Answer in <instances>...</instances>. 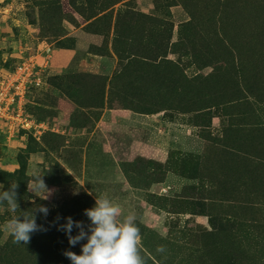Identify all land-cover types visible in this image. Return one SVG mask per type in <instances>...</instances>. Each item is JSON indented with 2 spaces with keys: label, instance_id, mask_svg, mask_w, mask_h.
Here are the masks:
<instances>
[{
  "label": "rangeland",
  "instance_id": "374dc122",
  "mask_svg": "<svg viewBox=\"0 0 264 264\" xmlns=\"http://www.w3.org/2000/svg\"><path fill=\"white\" fill-rule=\"evenodd\" d=\"M24 65L9 114L39 126L0 123V264H71L59 225L105 193L146 264H264V0H0V82ZM38 205L48 230L14 243Z\"/></svg>",
  "mask_w": 264,
  "mask_h": 264
},
{
  "label": "clouds",
  "instance_id": "9594fccd",
  "mask_svg": "<svg viewBox=\"0 0 264 264\" xmlns=\"http://www.w3.org/2000/svg\"><path fill=\"white\" fill-rule=\"evenodd\" d=\"M43 176H35L28 182L27 187L36 197L47 200L52 190L48 188ZM18 187V183L10 182L7 190L0 191V204L6 203L12 213L20 209ZM36 213H41L46 218L49 209L38 205L30 214L25 212L20 216L14 215L8 221L7 228L14 243L27 244L33 233L48 230L37 223ZM84 215L90 221L87 230L84 221H75L71 216L58 228L65 232L72 247L86 240L81 245L80 254L71 250L64 252L71 264H146L142 255L140 228L136 224L137 217L134 213L125 215L121 206L113 203L105 193L96 197L94 207L85 209ZM74 228L79 230L76 235L72 234ZM164 250L163 246L157 247V252Z\"/></svg>",
  "mask_w": 264,
  "mask_h": 264
},
{
  "label": "built area",
  "instance_id": "2783aa9c",
  "mask_svg": "<svg viewBox=\"0 0 264 264\" xmlns=\"http://www.w3.org/2000/svg\"><path fill=\"white\" fill-rule=\"evenodd\" d=\"M25 70H27L25 72ZM32 68L29 65H24L18 69V71L13 74L6 82H0V123L4 122L6 125L9 124L10 129L15 125L16 127H21L25 130L36 129L39 125L26 116H24L22 111V106H18V110L15 115H10L11 106L14 104V97L7 99L9 91L15 90L14 93L19 96L20 103L25 97L27 88V77L30 75ZM23 72L25 74H23Z\"/></svg>",
  "mask_w": 264,
  "mask_h": 264
}]
</instances>
